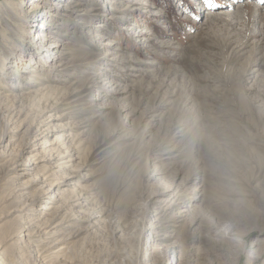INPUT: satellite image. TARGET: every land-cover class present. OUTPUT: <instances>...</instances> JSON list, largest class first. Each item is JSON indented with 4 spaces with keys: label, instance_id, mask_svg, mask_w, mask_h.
Segmentation results:
<instances>
[{
    "label": "rangeland",
    "instance_id": "374dc122",
    "mask_svg": "<svg viewBox=\"0 0 264 264\" xmlns=\"http://www.w3.org/2000/svg\"><path fill=\"white\" fill-rule=\"evenodd\" d=\"M18 1L0 4L17 18L34 11V0ZM57 1H35L31 20L33 44L48 12L57 15L47 35L61 45L48 60L29 53L27 24L0 23V39L21 49L0 84L16 81L19 95L31 68L48 87L0 95V217L17 211L1 220L0 242L33 228L44 193L62 225L45 234L42 211L33 237H17L4 258L16 260L18 246L32 250L24 264H44L41 242L64 237L60 264H264V0H73L80 15ZM60 52L78 66L60 72ZM45 123L64 127L47 137L46 168L18 177L11 169L28 162L24 148ZM64 181L69 193L53 194L50 183Z\"/></svg>",
    "mask_w": 264,
    "mask_h": 264
},
{
    "label": "bare ground",
    "instance_id": "6f19581e",
    "mask_svg": "<svg viewBox=\"0 0 264 264\" xmlns=\"http://www.w3.org/2000/svg\"><path fill=\"white\" fill-rule=\"evenodd\" d=\"M39 2V3H42V2H48V3H50V5L53 7L54 6V8H61L62 7V5L61 4H59V2L57 1V0H34L33 1V3H31L32 5V7L31 8H33L32 10H34V11H32V13L31 14H29V15H27V13H24L23 15H22V17H20V18H17L18 16H16V14H14V13H17V11H14V12H11V10L8 12V11H6V9H7V7H5V4L4 3H2V4H0V14H1V16H0V23L1 22H3V20H5V19H7L8 18V20L9 21H12V22H14V23H17V21H20V23L21 24H27V26H29L30 27V29L28 30V31H26L28 28L26 27V25H24V30L25 31H23V32H20V34H21V37H24L25 36V38H28V36L30 35V33H31V29L33 28V27H35V25L34 24H31L32 22H31V20H33V19H37V16H39V12L40 11H38L37 9H34L35 7H37L38 6V3L37 4H35L34 2ZM51 1V2H50ZM67 1V3H68V5H70V7H72L73 9H76L75 11H73V14H77V15H80L78 12H79V8L83 5L81 2L79 3L78 1L77 2H74L73 0H66ZM22 2H23V0H19L18 1V4H17V8H19L21 5H22ZM83 2V1H82ZM14 9V8H13ZM16 9V8H15ZM82 9V8H81ZM5 10V11H4ZM92 10H97V9H92ZM67 11V10H66ZM20 12H22L21 11V9H20ZM23 13V12H22ZM61 14V13H60ZM87 14V13H86ZM64 15V14H63ZM49 16V17H48ZM48 16L46 17V19L44 18V21L42 22V24L43 25H45L44 27V30L43 31H41V28H38V30L39 31H37L36 32V41L33 43V44H31V40L33 41L34 40V34L32 33V35H31V38H30V36H29V40H28V44H31L29 47V53H31L33 50L32 49H35L36 51H37V56H36V58L37 57H39V56H43V52H46L45 53V57L44 58H51V55L53 54V53H51V52H53L54 51V48H56V46H60V45H58L57 43L58 42H56V41H59L58 39H56L55 37H50L49 35H47V32H49L48 31V29H49V27L48 26H50L49 24H50V22H52L53 20L52 19H50L51 17H55V16H57V15H55V13L54 12H52L51 13V11H49L48 12ZM84 16V15H83ZM69 17V16H68ZM49 18V19H48ZM35 22V21H34ZM19 24V23H18ZM8 26V25H7ZM27 28V29H26ZM36 30H37V27H36ZM80 30H82V29H80ZM18 33H19V31H18ZM28 34V35H27ZM60 34V33H59ZM59 34H57L56 33V35L57 36H59ZM5 38V37H4ZM50 38H52L53 39V41H49V39ZM7 38L6 39H0V62H1V65H0V72L3 70V68H7L8 67V63H6L10 58L12 59V58H15V56L18 54V53H21V49H19V46L18 47H16V48H12V46H8V45H6L8 42H7ZM38 40L40 41V43H41V45H39V46H37V42H38ZM51 40V39H50ZM21 42V41H20ZM48 42H50L49 43V47H48V49L47 50H43L42 49V47L44 48V47H46V46H42L43 44H46V43H48ZM66 42V41H65ZM27 43V42H26ZM23 44V43H22ZM35 44V45H34ZM20 46H21V44H20ZM63 47V46H62ZM63 49V48H62ZM20 50V51H19ZM55 54H57L56 52H54ZM65 53V52H64ZM63 52H60L59 53V55L58 56H55L57 59H56V64H58V66H57V68L58 67H62V71H60V72H63V71H65V70H67V69H69V67H74V66H76V64H77V60H74V59H72L71 58V56L68 54L67 55V53H65L64 54ZM68 53H69V51H68ZM47 54V55H46ZM20 55V54H19ZM39 55V56H38ZM47 59V60H48ZM47 62V61H46ZM51 62V61H50ZM81 62V61H80ZM79 61H78V63H80ZM92 63V62H91ZM80 65V64H79ZM81 65H82V63H81ZM86 65H88V63H86ZM77 66H78V64H77ZM76 66V67H77ZM85 66V65H84ZM91 66V65H90ZM85 68H89V67H86L85 66ZM8 69H9V67H8ZM7 69V72L9 71ZM71 69V68H70ZM78 69V68H77ZM90 69V68H89ZM30 70V71H29ZM56 71H58V70H56ZM32 73L29 77H31V78H33V79H30L29 77L28 78H26L25 80H26V88H24V86H23V88H22V90H20V94L19 95H13L14 93H15V90L16 91H18L17 89H15V85H16V81L12 84V85H9L10 87H9V89H6V86H5V84L4 83H2V84H0V88L2 89V90H4V91H2V90H0V95H6L5 96V99H6V97H11L12 98V100L14 101V100H17V98L19 99L20 97H22V96H25V95H22V94H27L28 96L29 95H31L32 94V96L33 95H37L39 92V94L40 95H42L43 94V92L46 90V88H48V87H46L45 85V83H43V84H39L41 87H39L38 88V82H35V80H40V81H43V82H47V80L46 79H43V77H40V76H38L36 73V71H32L31 70V68H28V71H24V70H22V73ZM63 73H67V72H63ZM8 74H10V72H8ZM99 74H101V73H99ZM2 75V74H1ZM18 79V78H17ZM102 83V82H101ZM4 84V85H3ZM7 85V84H6ZM35 85H37L36 87L37 88H35ZM22 86V85H21ZM105 86V85H104ZM117 88V87H116ZM24 91V92H23ZM76 91V90H75ZM81 91V90H80ZM80 91H78L79 93H81ZM112 91H114L113 93L115 94V93H117V94H119L120 92L119 91H117V90H112ZM6 92H9V93H6ZM83 92V91H82ZM106 92V91H105ZM75 93H77V92H75ZM38 94V95H39ZM73 94V93H72ZM74 95V94H73ZM75 95H77V94H75ZM79 95V94H78ZM31 97V96H30ZM8 99V98H7ZM80 100H81V98H80ZM82 101V100H81ZM16 105V104H15ZM97 106V105H96ZM99 108V107H98ZM53 109H55V107L53 108ZM60 109L61 108H59L58 110L60 111ZM57 110V109H56ZM62 110V109H61ZM64 110V109H63ZM99 114V113H98ZM68 115V114H67ZM66 117V115H60V116H58V117H56V119H53V120H61V119H63V118H65ZM48 118L49 119H51L52 118V115H49L48 116ZM48 118H47V120H48ZM48 122H51L50 120L48 121ZM150 126V125H149ZM43 127L45 128L42 132H40V134L39 135H41V137L39 138V139H35V144H33L32 145V143H31V146H28V147H26V148H24V150H25V152L27 153V149H30V151H28V162L27 163H24V164H17L16 166H14L12 169H11V172H13L15 175H17L18 177H22V178H26V177H29V176H31V175H34L35 173H38V171L40 170V169H43V168H46V166H44V165H41V166H39L40 165V163H44V160L42 159V157L40 156V153L42 152V150L44 149V148H47V147H50L51 145H53L52 143H50L49 142V139L47 138L48 136H49V134H51L50 135V137H52V136H54V132H55V130H59L60 128H62V126L61 125H54V124H47V123H45L44 125H43ZM64 128V127H63ZM62 128V129H63ZM61 130V129H60ZM64 130V129H63ZM63 137V135H60L59 137H56V138H54L55 140H60V138H62ZM37 138V137H36ZM162 146V145H161ZM50 150H52V149H50ZM45 151H47V150H45ZM60 158H63V162H58L59 160H60ZM65 159H68V160H66V161H64ZM59 160L57 161V163H60V164H55L57 167H60L62 164H68V163H70L72 160H71V157L70 156H68V154L67 155H65V156H60L59 157ZM53 165V164H52ZM32 166H35L33 169H32V173H29V171H30V167H32ZM56 167V168H57ZM54 168V167H53ZM50 169V168H49ZM50 173V172H49ZM48 177V176H47ZM47 179V178H46ZM85 179V178H84ZM68 181H64L63 183L61 182V183H54V184H51L50 183V185L49 186H53L54 187V189H56L57 190V192H55V193H53V194H58V195H62V194H67V193H69L68 192V190H65V189H60V187L62 186L61 184H64L65 186H69V187H71V185H69L68 183H67ZM28 186H23V190H26V188H27ZM18 190V189H17ZM73 190V189H72ZM71 192H73V191H71ZM22 193V192H21ZM42 193V192H41ZM19 194V193H18ZM23 195H26L27 194V191H23V193H22ZM20 195V194H19ZM162 195V194H161ZM167 195V194H166ZM41 197H43V198H41V199H48L50 202L49 203H47V205L45 204V205H43V207L40 209V210H38V214H39V216L38 217H34V218H32V222H34L35 220V224H33V228L32 229H27V228H24V227H20V229L18 230V231H16V233H14V235L12 236V235H10L9 236V241H15V242H17V240H16V238L17 237H33V232H34V230H36V229H38V227L40 226H44L43 228H44V231L43 232H45V234H47V235H49L50 237L54 234V233H56V232H58L59 230H61L62 229V225H60L59 224V219H58V217H57V214L56 215H50L51 214V211L53 210V208H52V205H53V200H52V198L50 197H48L47 196V194L46 193H44L43 195H41ZM22 198V197H21ZM75 198V197H74ZM73 198V199H74ZM24 199H26V197L24 198ZM40 199V197H36V198H34V200H35V202L38 200V201H40L41 200ZM34 200L32 201V204H30L29 205V207H33L35 204H34ZM77 200H78V198H77ZM9 202V201H8ZM31 202V201H30ZM10 203V202H9ZM83 203V202H82ZM78 202H75L74 204H73V206H75V207H77L78 206ZM81 204V203H80ZM82 206V205H81ZM27 207V206H26ZM19 208V207H18ZM18 208H16L17 210H18ZM22 208V207H21ZM28 209V210H30V211H33L32 209ZM11 210V209H10ZM22 210V209H21ZM20 210V211H21ZM28 210H26L25 209V211H28ZM19 211V210H18ZM44 213H43V212ZM14 212H17V211H15V210H11V211H6L4 214H2L4 217H10ZM34 212V211H33ZM41 212L44 214L43 216L45 217V218H43L44 220H45V222H43L42 224H40L39 226H38V224L40 223V221H43V220H40V217H41ZM1 215V216H2ZM34 216V215H33ZM4 217H0V223H2V225H4L3 224V221H5V220H3L2 222H1V220L4 218ZM38 218V219H37ZM46 218H48V219H46ZM6 222V221H5ZM28 222V221H27ZM1 225V226H2ZM1 226H0V228H1ZM31 228V227H30ZM227 228V227H226ZM2 229V228H1ZM40 229V228H39ZM1 231V230H0ZM223 231V230H222ZM11 234V233H10ZM75 234V233H74ZM76 234H78V232L76 233ZM6 238H8V237H6ZM22 239V238H21ZM45 239V238H44ZM23 241V240H22ZM30 241H32V240H30ZM29 241V242H30ZM35 241V240H34ZM33 241V242H34ZM8 243L7 245H5L4 246V244H2L1 242H0V264H24L25 263V261H26V259L27 258H29V256H31V251L30 252H27L26 250H25V252H23L22 251V248H20V247H18V246H16L17 248V254H16V260H15V258H10V257H7L6 259L4 258L5 257V255L7 254H9V251H12V246H13V244L15 245V244H17V243ZM21 243V242H20ZM34 243H36V241L34 242ZM19 244V243H18ZM27 244V243H26ZM29 244H31V243H29ZM67 244V240H66V238H61V239H59V240H53V241H51V240H49V241H47L46 239H45V242H41V247H42V249L46 252V253H48L47 255L45 254V256H43L44 257V262L45 263H54V262H58L59 264L63 261L62 260V257H63V255H64V253H65V250H66V247H65V245ZM175 244V243H174ZM22 245H24V243L22 244ZM20 246V245H19ZM30 246V245H29ZM174 246V248L175 247H177V246H175V245H173ZM23 247V246H22ZM38 247V246H37ZM25 249V248H24ZM29 249V248H28ZM13 251H15V250H13ZM13 251H12V255H13ZM11 254V253H10ZM24 254H26L27 255V257L25 258V259H18V256H20V257H23L24 256ZM11 257H13V256H11ZM44 263V264H45Z\"/></svg>",
    "mask_w": 264,
    "mask_h": 264
},
{
    "label": "snow or ice",
    "instance_id": "6c2138e0",
    "mask_svg": "<svg viewBox=\"0 0 264 264\" xmlns=\"http://www.w3.org/2000/svg\"><path fill=\"white\" fill-rule=\"evenodd\" d=\"M203 2L208 6L215 7V5H213V0H203Z\"/></svg>",
    "mask_w": 264,
    "mask_h": 264
}]
</instances>
